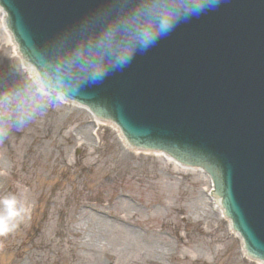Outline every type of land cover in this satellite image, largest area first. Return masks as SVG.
Here are the masks:
<instances>
[{"label": "water", "instance_id": "water-1", "mask_svg": "<svg viewBox=\"0 0 264 264\" xmlns=\"http://www.w3.org/2000/svg\"><path fill=\"white\" fill-rule=\"evenodd\" d=\"M0 6L45 88L118 124L132 146L205 169L249 255L264 261V0H0ZM149 8L167 16L171 30L122 70L108 67L102 81L89 80L84 54Z\"/></svg>", "mask_w": 264, "mask_h": 264}, {"label": "rangeland", "instance_id": "rangeland-1", "mask_svg": "<svg viewBox=\"0 0 264 264\" xmlns=\"http://www.w3.org/2000/svg\"><path fill=\"white\" fill-rule=\"evenodd\" d=\"M4 35L0 200L31 215L0 239V264H254L203 174L137 156L81 107L36 95Z\"/></svg>", "mask_w": 264, "mask_h": 264}, {"label": "clouds", "instance_id": "clouds-1", "mask_svg": "<svg viewBox=\"0 0 264 264\" xmlns=\"http://www.w3.org/2000/svg\"><path fill=\"white\" fill-rule=\"evenodd\" d=\"M155 8L145 10L141 17L133 18L119 29L103 35L99 46L82 58V70L92 82H99L107 74V68L122 70L130 62L137 51H146L156 41L171 30L167 16L157 18ZM120 32L117 37L116 32ZM98 56L100 59H94ZM0 143L3 140L0 139ZM0 239L13 235L21 224L30 217L31 210L15 196L0 200Z\"/></svg>", "mask_w": 264, "mask_h": 264}, {"label": "bare ground", "instance_id": "bare-ground-1", "mask_svg": "<svg viewBox=\"0 0 264 264\" xmlns=\"http://www.w3.org/2000/svg\"><path fill=\"white\" fill-rule=\"evenodd\" d=\"M2 33H5V31H4V27H3V24L1 23V17H0V35H2ZM4 38H5V40H6V45L7 44H10L11 45V47H12V56L10 57L12 60H13V58H15V56H16V53H17V48L15 47V45L14 44H12V39H11V37L9 36V35H6V33H5V35H4ZM2 48V46L0 45V50H2L1 49ZM15 55V56H14ZM7 66H9L8 64H7ZM19 66L20 67H18V68H14V70L15 71H17V69H18V71H21L23 74L24 73H26L29 77H30V79H31V81H32V85H33V87L35 88V90L36 91H34L35 93H36V95H40V96H42V97H47L48 96V94H46L43 90H41V89H39V88H37V86H36V84L34 83V81H33V76H32V74H31V72L27 69V68H25V67H22L21 66V64H19ZM10 73V72H9ZM10 75L11 76H13V74H11L10 73ZM14 91V90H13ZM47 95V96H46ZM126 149V148H125ZM127 150V149H126ZM128 151V150H127ZM130 152V151H129ZM134 154H136L137 156H154V155H142V154H140V153H134ZM157 157H160L162 160L161 161H164V162H166L167 164H170V165H172L174 168H175V170L176 171H178V172H184V171H189V170H186V169H182V168H180L178 165H176L175 163H173V162H171V161H169V160H167L166 158H164V157H162V156H157ZM157 162V161H156ZM199 174H202L201 172H199ZM217 205H219L218 203H217ZM222 212V211H221ZM203 216V215H202ZM252 263V262H251Z\"/></svg>", "mask_w": 264, "mask_h": 264}]
</instances>
